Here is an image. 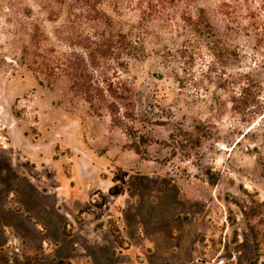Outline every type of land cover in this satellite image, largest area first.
Wrapping results in <instances>:
<instances>
[{"label":"rangeland","instance_id":"obj_1","mask_svg":"<svg viewBox=\"0 0 264 264\" xmlns=\"http://www.w3.org/2000/svg\"><path fill=\"white\" fill-rule=\"evenodd\" d=\"M195 6L236 56L221 63L215 46H202L190 76L179 65L184 86L157 56L133 67L135 126L153 140L140 157L106 114L73 96L61 71L46 78L36 65L61 66L72 32H97L93 20L73 26L82 4L0 0V264L255 262L251 230L264 235V0ZM248 80L260 107L244 117L233 100ZM179 129L193 137L173 142Z\"/></svg>","mask_w":264,"mask_h":264},{"label":"trees","instance_id":"obj_2","mask_svg":"<svg viewBox=\"0 0 264 264\" xmlns=\"http://www.w3.org/2000/svg\"><path fill=\"white\" fill-rule=\"evenodd\" d=\"M77 2L82 4L83 10L75 15L73 26L76 21L88 27L93 20L97 32L82 35L72 32L71 52L61 66L55 67L47 61L37 62L36 65L44 71L46 78L55 77V72L61 71L73 96L81 97L93 114L100 117L106 114L111 125L128 137L127 149L145 157L153 140L150 135L141 134L135 126L138 121L137 79L131 74L133 67L151 56H157L166 68L173 71L178 84L184 86L186 82L179 77V65L184 67L182 73L190 76L188 73L192 71L197 53L203 50L202 46L208 47V50L215 46V49H211L212 55L221 63L225 62L226 56L234 54L215 32L206 10L196 8L195 0ZM128 15L132 16L126 20ZM149 41H153V48H149ZM34 72L38 74V70ZM36 76L43 85V81ZM155 78L163 79L161 76ZM254 85L255 82L248 80L247 88H242L241 96L233 100V110L241 116L255 113L260 107L259 98L251 89ZM154 117L159 118L157 114ZM156 125L161 126L163 122L157 121ZM195 130L200 132L198 126ZM178 135L171 134L170 139L182 143L184 138L193 137V134L182 129L178 130ZM195 145H200L199 138ZM258 163L264 166V156H259ZM207 175L213 185L218 183V174L212 175L208 171ZM242 212L250 222L247 210L242 208ZM251 231L256 256L253 264H259L264 255V235L253 228ZM111 233L115 241L121 244L119 232L112 230Z\"/></svg>","mask_w":264,"mask_h":264}]
</instances>
